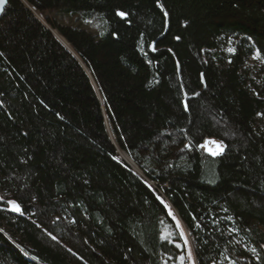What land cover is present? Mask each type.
I'll list each match as a JSON object with an SVG mask.
<instances>
[{"label":"trees","instance_id":"16d2710c","mask_svg":"<svg viewBox=\"0 0 264 264\" xmlns=\"http://www.w3.org/2000/svg\"><path fill=\"white\" fill-rule=\"evenodd\" d=\"M51 10L100 13L103 32ZM255 52L264 62V0H9L0 264H190L164 220L187 230L196 264H264ZM208 138L224 151L203 152Z\"/></svg>","mask_w":264,"mask_h":264},{"label":"rangeland","instance_id":"374dc122","mask_svg":"<svg viewBox=\"0 0 264 264\" xmlns=\"http://www.w3.org/2000/svg\"><path fill=\"white\" fill-rule=\"evenodd\" d=\"M47 14H49L51 17L58 18V20L62 24H70L72 26H78L79 28L90 31L93 34L100 35L103 32V27H102L103 20H102V15L100 13L84 12V11L59 12L57 10H51ZM37 15L43 19V16L41 14L37 13ZM54 33L56 35H59L56 30H54ZM59 37H60V35H59ZM229 48L234 49L233 42L228 41V40L223 41L222 42V51L225 52L226 54H231L233 51H228ZM257 57H258V54L255 52L247 62V65L250 67V70L252 73L253 72L256 73V72L260 71V69H262V66H264V62L260 60V57L259 58H257ZM258 83L264 84V80L263 79L261 80L260 78H258ZM257 124L260 127H262L264 124L263 121L260 119V116L258 118ZM206 140H214L217 143L222 144L220 141L213 139V138H208ZM205 141L202 142L199 147L201 148V150L203 152L211 155V153L207 150V148L201 147V145L204 144ZM209 147L215 148V145L210 144ZM121 153L123 154L124 152H121ZM133 163H134V161H133ZM133 167L137 171H139L136 164ZM173 212H174V214H176L174 210H173ZM181 229H183V232L185 234L184 236L180 235ZM228 234H229V236H238L237 232L235 230H233L231 227H229V229H228ZM165 236H167V238H165ZM162 237L164 239H167V240L173 242L176 246L180 245L179 248L182 250L184 249V251H185V253H183L181 255V256L185 257L184 260H188L190 264H196V258H195V254H194L193 243L190 239L189 233L187 232V230L182 225L177 226L176 223H174L170 220H164L163 226H162ZM185 237L187 238V241H188L187 244H184ZM189 249L191 250V253H192L191 257L188 256ZM179 260H180V258H179ZM229 264H232V262H229Z\"/></svg>","mask_w":264,"mask_h":264},{"label":"snow or ice","instance_id":"6c2138e0","mask_svg":"<svg viewBox=\"0 0 264 264\" xmlns=\"http://www.w3.org/2000/svg\"><path fill=\"white\" fill-rule=\"evenodd\" d=\"M3 2H4V0H0V5H2ZM119 14L121 16L125 15L124 13H119ZM165 15H167V13H165ZM177 39H179V38H177ZM153 50H155V49L153 48ZM228 51H234V49L229 48ZM257 58H259V54H258V57ZM210 144H214L215 145V148L209 147ZM201 147L207 148V150L213 156H217V155L221 154L224 151V146L222 144H220V143H217L214 140H206L205 143L201 145ZM0 199H2V197H0ZM9 203L12 205L13 210H15L17 212L22 211V209L20 208V206L18 204H16L15 201H9ZM169 212L171 214V209H169ZM177 226H179V221H177ZM180 235L181 236H184L185 235L184 232H183V229H181ZM165 238H167V236H165ZM187 243H188V241H187V238L185 237L184 244H187ZM177 246L179 247L180 245H177ZM251 251L253 253H255L256 252V249L255 248H252ZM191 255H192V253H191V250L189 249L188 256L191 257ZM257 258H259V257H257ZM184 259H185L184 256H181L180 257V260L181 261H183ZM232 264H236V262L233 261Z\"/></svg>","mask_w":264,"mask_h":264},{"label":"water","instance_id":"95a60500","mask_svg":"<svg viewBox=\"0 0 264 264\" xmlns=\"http://www.w3.org/2000/svg\"><path fill=\"white\" fill-rule=\"evenodd\" d=\"M8 2H9V0H4V2H3V4L2 5H0V15L4 12V10H5V8L7 7V4H8ZM58 38H59V40L65 45V46H67L68 48H69V46L67 45V44H65L63 41H62V39L59 37V35H56ZM120 154H121V156H122V158L124 159V161H126L132 168H134L124 157H123V154L120 152ZM135 169V168H134ZM136 170V169H135Z\"/></svg>","mask_w":264,"mask_h":264},{"label":"bare ground","instance_id":"6f19581e","mask_svg":"<svg viewBox=\"0 0 264 264\" xmlns=\"http://www.w3.org/2000/svg\"><path fill=\"white\" fill-rule=\"evenodd\" d=\"M60 38L62 39V41H63L65 44H68L67 40H65L64 37L60 36ZM68 45H69V44H68ZM123 156L125 157V159H126L130 164H132L133 166L135 165V164L133 163V161L130 159V157H129L127 154L123 153Z\"/></svg>","mask_w":264,"mask_h":264}]
</instances>
